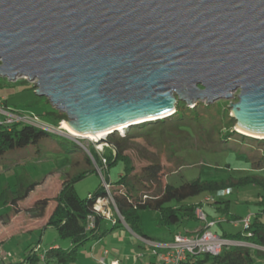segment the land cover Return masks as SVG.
Here are the masks:
<instances>
[{
  "label": "water",
  "instance_id": "95a60500",
  "mask_svg": "<svg viewBox=\"0 0 264 264\" xmlns=\"http://www.w3.org/2000/svg\"><path fill=\"white\" fill-rule=\"evenodd\" d=\"M0 61V75L36 80L77 133L240 90L235 129L264 139V0H0ZM106 136L94 142L116 153Z\"/></svg>",
  "mask_w": 264,
  "mask_h": 264
},
{
  "label": "rangeland",
  "instance_id": "374dc122",
  "mask_svg": "<svg viewBox=\"0 0 264 264\" xmlns=\"http://www.w3.org/2000/svg\"><path fill=\"white\" fill-rule=\"evenodd\" d=\"M0 83L8 84L0 89V95H3L0 99V109L15 116V120L18 119L16 122L25 121L27 116L28 120L35 117L28 114H40L53 108L57 109L47 97L32 93L30 86L36 90V80L31 81L24 76L10 80L0 75ZM239 94L240 90H237L230 99H220L212 103H206L205 100L199 101L197 103L201 104L198 108L200 115L197 118L200 121L199 127L191 129L186 127L184 130H179L167 124L162 131V128L157 126L158 128L153 131L155 141L152 140L149 143L143 140L133 141L129 145L128 153L132 155L137 165L147 163L150 159L175 165L174 172L165 176V182L174 186L197 179L220 180L229 176L235 179L248 174L264 176V170H252L245 154H253L256 151V155H260L259 143L243 139L238 135H233L232 139H228L229 141L220 139V131L225 132L230 128L236 130L237 121L232 116V105L238 102ZM6 97L11 106L3 103ZM180 102L183 100L177 97L176 107ZM197 104H187V106L193 109L198 106ZM8 107L18 111L10 110ZM67 121L68 119L63 120L57 126L45 124L50 126V130L56 135L47 137L36 145L12 150L0 158V258H5V261H14L24 256L25 248L29 243H33V246L41 250L54 245L70 247V239L62 238L55 227H45L48 216L54 208L53 201L62 183L70 177L95 168V171L88 172L74 182L78 195L86 198L104 187V179L108 175L116 176L118 167L113 168L108 174L103 162L104 153L108 152V147L102 144L97 145L89 138L72 136L64 128V123ZM126 131L115 132L124 135ZM219 146H229V148L217 149ZM91 149L97 153L102 169L91 158ZM87 156H90L93 165L88 164ZM53 172L54 177L45 182ZM262 193V187L255 183L235 187L231 193L225 195V199H230V209L227 213L230 215L236 213L244 217L253 215L258 209V201ZM211 195L210 192H204L190 198L189 201H204L203 208L205 207L209 218L224 217L223 211L205 201ZM49 199L51 201H48ZM42 200L45 201L33 204ZM216 206H223V203H217ZM158 217L157 212L145 210L142 213L140 226L149 234L160 235L159 231H163L164 227L158 224ZM105 224L109 229L112 227L110 223ZM191 225L197 226L200 223L193 221ZM237 226L233 221H223L214 227L213 231L219 234L223 230L235 232L242 229V222H238ZM170 227L175 229L176 225ZM30 230H34L33 234L20 237V234ZM115 241H117L115 238L109 236L104 244L112 249L111 242ZM119 241L127 243L126 239ZM127 241L130 242L129 239ZM88 245H83L81 251L89 249ZM242 245L256 247L248 243ZM145 250H150L148 245H145Z\"/></svg>",
  "mask_w": 264,
  "mask_h": 264
},
{
  "label": "trees",
  "instance_id": "16d2710c",
  "mask_svg": "<svg viewBox=\"0 0 264 264\" xmlns=\"http://www.w3.org/2000/svg\"><path fill=\"white\" fill-rule=\"evenodd\" d=\"M7 85L0 83V89ZM30 90L37 95L34 87L30 86ZM2 96L1 94L0 99ZM3 103L6 106H11L7 97ZM197 105V107L191 109L183 101L179 103L176 111L167 118L130 126L124 135L120 134V132L109 134L108 140L115 146L116 153L109 147L107 148L108 152L104 153L106 170H108L109 174L113 168L118 167L116 176L113 179H110L109 175L104 179L105 183L109 186V192L103 187L95 194L89 195L86 198L78 195L74 182L87 175L88 172L95 171V168H90V171L87 170L81 172L79 175L70 177L62 183L53 201L54 208L45 223V227H55L62 238L70 239V247L52 246L41 250L33 246V243H29L25 248L26 254L24 256L14 261H5V258L2 257L0 258V264H80L78 263V256L81 247L105 234V232L100 233L98 229L104 214L95 210V204L100 197L111 196L114 206L118 211V217H122L134 231L144 234L140 230L139 222L141 214L145 210L158 211L161 225H179L183 220L194 221L196 207L202 206L204 203V201L191 202L189 201L190 198L204 192L215 194L227 188L234 190L235 187L247 183H255L263 189V193L258 201V209L252 215L249 225L244 226L243 224L242 229L235 232L225 230L221 234L217 231L214 232L223 238L248 243L257 248L245 245L225 246L217 255L204 253L195 257L192 264H264V176L248 174L235 179L230 176L220 180L197 179L174 186L165 182V176L174 172L175 165L155 159H150L147 163L137 165L132 155L128 153L129 145L133 141L143 140L149 143L154 140L153 131L155 128H158L157 126L161 127L162 131L167 127V124L179 130H184L186 127L190 129L192 127H199L200 121L197 118L200 115L198 108L201 104ZM37 115L45 122L54 126L68 119L67 114L55 108ZM52 135L56 134L30 123L20 122L7 125L0 122V158L12 150L36 145ZM233 135L259 143L260 155H256V151L253 154H247L243 150L242 152L247 155L246 160L250 163L253 171L264 170V139L254 138L231 128L225 132L220 131V139H225L226 141L232 139ZM225 147L229 148V146H219L217 149ZM91 152V158L102 169L103 167L97 153L94 149H91ZM91 158L87 156L90 166L93 165ZM53 177L54 172L45 182L50 181ZM45 200L33 202V204L42 203ZM48 201L51 200L49 199ZM207 203L223 211L227 221H238L241 219L239 216L227 213L230 209L229 198L216 197L214 201ZM217 203H223V206H216ZM91 215L94 216L92 224L88 220V217ZM117 223L118 221L114 227L117 226ZM220 223L221 221L217 222L214 227ZM214 227H212V230ZM201 229L198 231H201ZM33 232L34 230L24 232L20 234V237H26L33 234ZM42 256L44 258H41Z\"/></svg>",
  "mask_w": 264,
  "mask_h": 264
},
{
  "label": "crops",
  "instance_id": "0c3cea01",
  "mask_svg": "<svg viewBox=\"0 0 264 264\" xmlns=\"http://www.w3.org/2000/svg\"><path fill=\"white\" fill-rule=\"evenodd\" d=\"M110 179H113V177L110 176ZM224 198L225 197H223V199ZM107 211L110 212L112 217H108L104 215L98 226L99 232L100 233L105 232V234H103L101 237H99L96 240L88 242L87 244H89L88 245L89 249L86 248L84 251H81L80 249V254L78 256V263L100 264L99 259L106 256V261L108 263L112 261H118L120 264H163L160 261L159 255L161 252H163L166 249L167 245L173 241L174 236L176 234L179 233L192 234L202 228V223L199 222L195 217L194 221H198L200 225L193 226L191 225V222L193 221L183 220L179 225H176L175 229H172L170 226L161 225L159 221L160 214L158 211H154L159 214L158 224L160 225V227H164V230L159 231L161 232L160 235H156L154 233L149 234L147 231L142 229L139 222L140 230L141 232L146 234L147 235L146 236L142 233H138L134 231L124 220L120 219L113 204L108 205ZM233 215L239 216V218L241 219L244 217L243 215H239L236 213ZM113 219H116V221H118L117 226L115 227H114L115 223H113ZM209 219L219 220L221 222L227 221L225 216L219 217L217 219L215 218H209ZM241 219L238 221H233L235 223V226H237L238 222H241ZM105 223H110L112 227L109 229L108 226L106 227ZM103 227L106 228L104 229ZM109 236H112L117 240L115 242H111V244L113 245L112 249H109L104 244V242ZM123 239H126L127 242L126 244L119 241ZM127 239H129L130 242H128ZM145 245H148L150 250H145ZM113 250H115L116 252H114ZM106 251L107 254H105Z\"/></svg>",
  "mask_w": 264,
  "mask_h": 264
},
{
  "label": "built area",
  "instance_id": "2783aa9c",
  "mask_svg": "<svg viewBox=\"0 0 264 264\" xmlns=\"http://www.w3.org/2000/svg\"><path fill=\"white\" fill-rule=\"evenodd\" d=\"M10 110L18 111L16 109H12L8 107ZM32 118V120H28L29 117L27 116L25 123H30L33 125H37L43 127L49 131L50 126H46L47 122L42 120L37 114H28ZM11 113L7 112L6 110L0 109V122L10 125L13 123H20L16 122ZM6 119V120H3ZM104 165H106V158L103 159ZM104 187L106 188L107 192H109V186L104 182ZM231 188H227L225 190H221L216 193V195H211L210 197L206 198V202L214 201L216 197H225V195L231 193ZM113 204V199L111 196L108 197H100L97 199L95 204V210L98 212L103 213L108 217H112L110 212H108V205ZM115 207V206H114ZM116 209V208H115ZM117 211V209H116ZM118 213V211H117ZM195 217L196 219L202 223L201 231H197L192 234H176L174 236L173 241L167 245L166 249L160 253L159 258L163 264H192L195 257L209 253L213 255L219 254L225 246L231 245H242L243 243L229 240L226 238L221 237L219 234L212 230V227L218 222L217 220H210L207 216L206 212L204 211L203 204L202 206H197L195 209ZM123 220L122 217H119ZM252 215H249L241 220L244 226H248L251 221ZM89 223L92 224L94 222V216L91 215L88 217ZM116 219H113V223H116ZM107 254V251L105 252ZM41 258H44L42 256ZM100 264H120L118 261H112L108 263L106 261V256L99 259Z\"/></svg>",
  "mask_w": 264,
  "mask_h": 264
},
{
  "label": "bare ground",
  "instance_id": "6f19581e",
  "mask_svg": "<svg viewBox=\"0 0 264 264\" xmlns=\"http://www.w3.org/2000/svg\"><path fill=\"white\" fill-rule=\"evenodd\" d=\"M64 128L67 130V132L69 134H71L72 136H81L84 138H89L92 141L98 140L99 138H104L106 136V132H101V133H96V134H91V135H86V134H81V133H77L75 131H72L70 129V127L66 124V122L64 123ZM124 127L120 126L119 130L122 132L124 129ZM237 130L243 134H247L249 135V131L244 129L243 127L237 126ZM125 131V130H124Z\"/></svg>",
  "mask_w": 264,
  "mask_h": 264
}]
</instances>
